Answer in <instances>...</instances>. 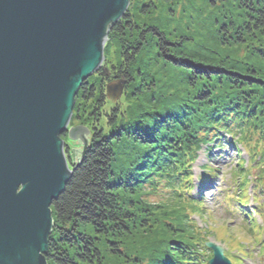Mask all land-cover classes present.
I'll use <instances>...</instances> for the list:
<instances>
[{
  "label": "trees",
  "instance_id": "obj_1",
  "mask_svg": "<svg viewBox=\"0 0 264 264\" xmlns=\"http://www.w3.org/2000/svg\"><path fill=\"white\" fill-rule=\"evenodd\" d=\"M132 1H140L137 11L129 7L105 46L119 42L121 71L111 72L110 56V73L91 77L76 98L93 102L94 138L52 205L48 264H208L210 234L186 214L166 219L143 199L162 190L181 213L204 216L201 201L217 177L206 164L195 183L204 149L208 159L215 149L240 158L229 200L245 210L253 183L255 206L244 213L245 225L264 235V0H204L214 13H194L190 34L171 17L203 0H160L170 5L163 16L154 0ZM118 82L125 83V101L114 103L106 87ZM75 109L79 116L80 104Z\"/></svg>",
  "mask_w": 264,
  "mask_h": 264
},
{
  "label": "water",
  "instance_id": "obj_2",
  "mask_svg": "<svg viewBox=\"0 0 264 264\" xmlns=\"http://www.w3.org/2000/svg\"><path fill=\"white\" fill-rule=\"evenodd\" d=\"M130 4L0 0V264H48L51 208L73 174L63 137L88 148L89 129L69 128L76 98L91 77L108 75L105 46ZM124 85L109 84L107 96L116 102ZM206 248L208 264H232L219 243Z\"/></svg>",
  "mask_w": 264,
  "mask_h": 264
},
{
  "label": "rangeland",
  "instance_id": "obj_3",
  "mask_svg": "<svg viewBox=\"0 0 264 264\" xmlns=\"http://www.w3.org/2000/svg\"><path fill=\"white\" fill-rule=\"evenodd\" d=\"M157 9H162L163 11L158 12L159 16H163L168 13L169 10V4L168 3H161L160 0H154ZM140 4V1H132V4H130L132 13H135L136 6ZM186 9L183 10V15L181 16V12H177L173 17V21L177 20V26L182 28L188 24L189 26L184 27L186 34H190L191 31L194 32V30L191 27L190 21H192V17L194 16V13H197L199 11L205 12L209 11L211 13H214L212 11V7H208L206 3H204V0L200 4H194V6H189V4H186ZM223 8V7H222ZM221 8V10H222ZM217 13V12H216ZM138 14V13H137ZM141 20V17L138 18ZM145 18H143L144 20ZM159 19V18H158ZM176 26V27H177ZM175 27V28H176ZM190 27V28H189ZM173 32L179 33V30H175L172 27ZM183 33V32H181ZM199 38V37H198ZM130 43H127L126 47H129ZM119 48V42L115 41L112 42V44L108 45V48H106V51L104 50V62L102 65L103 69H107V73H110V69L106 65V60L111 56V61L113 64H115V68L111 72H118L121 71V67H118L117 64L120 62L118 59V50ZM239 53V56H244L245 52H242L244 49L243 46H237ZM245 50V49H244ZM116 53V55H114ZM99 74V73H98ZM97 74V75H98ZM109 84V83H108ZM107 84V86H108ZM107 89V87H106ZM107 91V90H106ZM107 94V93H106ZM109 101H113L109 97H107ZM125 101L124 99V93L123 95L116 101ZM114 102V101H113ZM114 102V103H116ZM80 104V113L79 116H77V111L75 109L73 115L74 117L71 120V123L69 125V128L77 127V126H83L87 129H89L91 135L89 137V142L91 143L93 141V132L91 130V123L93 121L92 114V106L93 102L91 101H85L80 102L78 99L76 101V104ZM63 140L67 144L66 149V156L68 159V163L70 168H72L73 165H77L79 162H74L72 159L73 151L81 148L82 146L79 145L78 142L72 141L68 136H64ZM80 146V147H79ZM239 149L242 151V154L245 153V149L243 148V145L238 146ZM86 151V150H85ZM84 151V153H85ZM245 154L242 157V160H248L247 155ZM82 158V156H81ZM80 158V159H81ZM79 159V160H80ZM237 158L234 156V153L231 150L224 152H221L219 150H213L212 152V159H208L207 151L202 150L199 155L198 161L194 165V174H195V183L198 184V175L202 173V166L209 164L211 169L215 170V175L217 176L210 182V189L205 192L204 197L205 198L202 202L204 204L203 211L205 212L204 216H201L199 214H195L189 210H185V212H182V205H178L176 202H170V194L162 192L160 190L158 194H154L152 190H149L148 196L143 197L144 200L157 205L156 212L160 214H166L169 215L166 219H175L176 217H183L184 214L189 216V219L193 222V225L197 226V229L201 231L202 233L205 232V234H210V237L208 238V241H214L219 244H221L225 249L227 256L232 264H264V250L262 249V245L264 244V235L256 236L254 234H250L247 232L246 229V220L244 217V213L248 214L251 213L254 207V200H253V183L251 186H249V196L247 198V205L245 207V210L241 211L240 208H237L235 205V202H231L229 199L234 198L229 194V191L231 190L230 187L232 186L233 178L231 175V169L236 164L241 163L240 160L237 161ZM239 165V164H238ZM248 170V167H246ZM246 170V171H247ZM258 175V171L254 170L251 171V174L249 175L250 178L252 176ZM249 180V179H248ZM195 195L199 194V190L196 189L193 192ZM232 193V191H231ZM199 197V196H197ZM259 203L264 204V198H261L259 200ZM159 206L163 207L160 208ZM176 209L180 210V213L171 214L172 211H176ZM198 210V209H197ZM201 210V209H200ZM188 212V214H187ZM255 222L258 225H262V220L257 216L254 215ZM207 241V242H208Z\"/></svg>",
  "mask_w": 264,
  "mask_h": 264
},
{
  "label": "flooded vegetation",
  "instance_id": "obj_4",
  "mask_svg": "<svg viewBox=\"0 0 264 264\" xmlns=\"http://www.w3.org/2000/svg\"><path fill=\"white\" fill-rule=\"evenodd\" d=\"M80 147V146H79ZM67 149V148H66ZM77 150H79V151H81V153H83L84 152V150H83V148L81 147V148H79V149H77ZM75 151V150H74ZM81 156L82 155H80V153H78V155H77V157H76V159H75V162H78L79 161V159L81 158Z\"/></svg>",
  "mask_w": 264,
  "mask_h": 264
}]
</instances>
